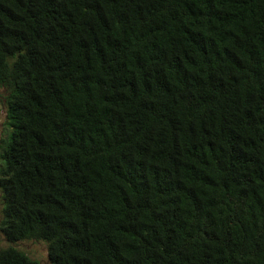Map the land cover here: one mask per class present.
I'll return each instance as SVG.
<instances>
[{"label":"trees","instance_id":"1","mask_svg":"<svg viewBox=\"0 0 264 264\" xmlns=\"http://www.w3.org/2000/svg\"><path fill=\"white\" fill-rule=\"evenodd\" d=\"M0 264H264V0H0Z\"/></svg>","mask_w":264,"mask_h":264},{"label":"rangeland","instance_id":"2","mask_svg":"<svg viewBox=\"0 0 264 264\" xmlns=\"http://www.w3.org/2000/svg\"><path fill=\"white\" fill-rule=\"evenodd\" d=\"M4 90L0 87V102L3 99ZM5 131L4 125V110L2 105H0V139ZM1 197H0V218H1ZM7 243L3 239L2 235L0 234V247H5ZM17 248L25 253L29 258L37 261L38 264H50L48 257H47V248L45 243L43 242H36V241H24L20 242L17 245Z\"/></svg>","mask_w":264,"mask_h":264}]
</instances>
